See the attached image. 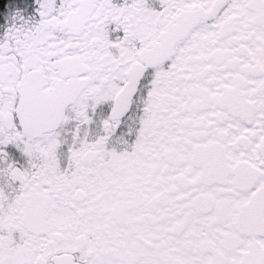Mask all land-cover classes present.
<instances>
[{
    "label": "snow or ice",
    "instance_id": "obj_1",
    "mask_svg": "<svg viewBox=\"0 0 264 264\" xmlns=\"http://www.w3.org/2000/svg\"><path fill=\"white\" fill-rule=\"evenodd\" d=\"M0 264H264V0H0Z\"/></svg>",
    "mask_w": 264,
    "mask_h": 264
}]
</instances>
